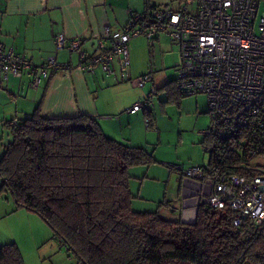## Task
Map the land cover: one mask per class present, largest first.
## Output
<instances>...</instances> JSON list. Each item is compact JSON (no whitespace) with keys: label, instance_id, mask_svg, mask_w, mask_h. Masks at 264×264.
I'll use <instances>...</instances> for the list:
<instances>
[{"label":"trees","instance_id":"1","mask_svg":"<svg viewBox=\"0 0 264 264\" xmlns=\"http://www.w3.org/2000/svg\"><path fill=\"white\" fill-rule=\"evenodd\" d=\"M54 47L68 50H57L55 43ZM96 68L103 73L96 66L90 74ZM24 76L28 75L21 79ZM164 90L175 102L183 97L174 81ZM142 101L150 103L148 96ZM148 106L139 111L144 122L149 120L147 126L144 123L147 131L152 127ZM4 127L10 141L0 156V198L8 194L14 211L22 209L40 218L74 264H264V227L235 228L229 208L200 206L193 224L165 219L158 210L132 209L129 172L156 161L142 147L107 137L93 118L82 114L49 118L38 103L31 116L7 121ZM202 137L209 161L201 168L214 174L243 173L239 169L249 160L226 143ZM166 204L163 199L158 209ZM0 264H24L14 243L0 246Z\"/></svg>","mask_w":264,"mask_h":264},{"label":"built area","instance_id":"2","mask_svg":"<svg viewBox=\"0 0 264 264\" xmlns=\"http://www.w3.org/2000/svg\"><path fill=\"white\" fill-rule=\"evenodd\" d=\"M264 0H185L175 9L150 8L128 12L121 31L105 28L107 48L98 41L96 51L87 55L81 40H55L57 50L67 48L79 56V68L93 73L99 66L106 76L128 79L130 42L138 37L148 42L164 34L178 47L175 65L176 89L180 96L204 95L208 103L209 126L201 135L226 143L247 164L241 174H214L198 166L175 167L180 174L181 221L194 223L189 213L200 206L229 208L235 228L245 224L264 227V168L251 166L252 158L264 157ZM118 73L115 74L114 64ZM54 57L45 64H32L13 48L0 45V73L4 82L12 76L31 77L37 88L52 72L67 70ZM153 80L142 76L137 84ZM154 89L148 95L151 99ZM139 101L129 110L136 113L149 104ZM149 120H145V125ZM83 264V263H78Z\"/></svg>","mask_w":264,"mask_h":264},{"label":"crops","instance_id":"3","mask_svg":"<svg viewBox=\"0 0 264 264\" xmlns=\"http://www.w3.org/2000/svg\"><path fill=\"white\" fill-rule=\"evenodd\" d=\"M121 1L125 2V6L119 9ZM152 7L157 6L150 4L149 0H0V45L14 48L34 65L43 64L50 56H55L61 64L70 65L69 70L52 74L49 80L43 81L37 88L30 87L29 76L20 80L10 77L4 82L0 73V127L6 129L4 124L7 121L31 116L40 103L41 113L49 118L86 115L98 122L107 137L141 147L143 137L135 127L141 123L143 114L129 112L138 102L137 98L128 101L107 98L109 96L105 88L111 87H104V81L110 77L101 73L100 69H96L94 74L83 72L79 68L78 55L68 50L56 51L54 43L59 35H63L67 41L81 39V50L91 55L96 51L98 41H103L107 48L110 46L105 38L106 27L112 33L121 31L129 11L141 13ZM161 35L165 37L164 34ZM161 35L154 42H159ZM129 66L130 75L137 81L143 73L131 66L130 61ZM117 67L115 62V74H119ZM116 79L112 78L114 81ZM152 89L154 88L150 92ZM4 136L5 133L1 130V138ZM1 154L2 152L0 156ZM133 170L134 168L129 172L130 177ZM163 196L167 199L165 212L171 206L170 203H177L180 208L177 219H181L183 206L179 176L175 195L170 199L165 193ZM20 212L26 213L22 209L14 211L13 206L0 205V246L8 243L20 245V239H26L28 234L34 241L42 239L45 231L42 223H36L33 219V225L19 222L14 218ZM189 216L195 218V211L190 212Z\"/></svg>","mask_w":264,"mask_h":264},{"label":"rangeland","instance_id":"4","mask_svg":"<svg viewBox=\"0 0 264 264\" xmlns=\"http://www.w3.org/2000/svg\"><path fill=\"white\" fill-rule=\"evenodd\" d=\"M183 1L185 0H149V3L160 9H172ZM124 6L125 2L121 1L119 9ZM262 12L264 7L260 9V16ZM129 61L131 66H135L143 75L151 74L153 80L146 81L143 85L136 84V78L129 73V66V78L126 81L120 77L114 81L112 78L115 77H110L104 81V87H111L105 88L109 96L107 98L111 100L128 101L137 98L138 102L147 98L151 88L155 89L148 106L152 119L151 129L148 131L145 129L143 119L135 128L143 137L141 147L153 154L156 164L148 168H134L132 171L130 192L133 196V208L141 210L139 212L158 210L163 218L177 220L180 209L177 203H170L167 212L164 210L166 207L158 209V206L165 199L163 193L169 199L175 195L178 178L175 167H182L185 170L190 166L205 167L208 164L209 155L202 149L200 143L203 137L199 134L209 125L207 99L204 95H198L181 97L175 102L168 96L170 93L164 90V85L177 78L174 67L179 61L177 45L166 36L161 35L159 42H153L152 46L143 37L135 38L130 42ZM114 86L115 88H112ZM1 130L5 133L2 138ZM8 136V130L0 127V152L3 150V145L10 141ZM250 162L251 166L264 168V157L252 158ZM12 204L8 194L1 196L0 205L12 206ZM20 213L14 219L28 225L29 223L33 225V219L36 223H42V228L45 230L40 241H34L28 234L26 239H20V245L15 244L20 250L24 264L75 263L73 256L61 247L59 241L52 238L50 229L44 226L40 218L28 212ZM44 227H47L49 232Z\"/></svg>","mask_w":264,"mask_h":264},{"label":"bare ground","instance_id":"5","mask_svg":"<svg viewBox=\"0 0 264 264\" xmlns=\"http://www.w3.org/2000/svg\"><path fill=\"white\" fill-rule=\"evenodd\" d=\"M179 5V4H178ZM79 40H81V39H79ZM81 46H82V40H81Z\"/></svg>","mask_w":264,"mask_h":264}]
</instances>
